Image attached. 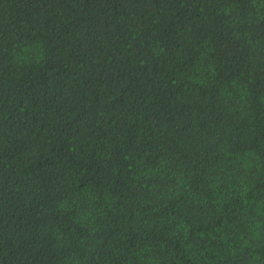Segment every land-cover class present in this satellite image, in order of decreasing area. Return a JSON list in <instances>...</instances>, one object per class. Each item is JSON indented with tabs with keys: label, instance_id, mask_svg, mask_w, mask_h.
I'll list each match as a JSON object with an SVG mask.
<instances>
[{
	"label": "trees",
	"instance_id": "trees-1",
	"mask_svg": "<svg viewBox=\"0 0 264 264\" xmlns=\"http://www.w3.org/2000/svg\"><path fill=\"white\" fill-rule=\"evenodd\" d=\"M0 264H264V0H0Z\"/></svg>",
	"mask_w": 264,
	"mask_h": 264
}]
</instances>
